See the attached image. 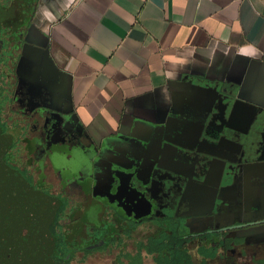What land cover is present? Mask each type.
Wrapping results in <instances>:
<instances>
[{"label":"flooded vegetation","instance_id":"1","mask_svg":"<svg viewBox=\"0 0 264 264\" xmlns=\"http://www.w3.org/2000/svg\"><path fill=\"white\" fill-rule=\"evenodd\" d=\"M38 2L0 0V129L5 162L31 191L59 202L47 256L55 264H85L89 256L114 253L113 264H131L117 259L122 250L134 260L140 243L144 253L161 237L174 239L192 264H264L250 236L236 235L253 224L243 221L240 188L263 182L250 176L249 160L236 175L249 114L209 122L211 106L184 90L183 105L162 124L118 142L93 141L72 114L54 107L51 89L18 74ZM259 120L257 160L264 161Z\"/></svg>","mask_w":264,"mask_h":264},{"label":"crops","instance_id":"2","mask_svg":"<svg viewBox=\"0 0 264 264\" xmlns=\"http://www.w3.org/2000/svg\"><path fill=\"white\" fill-rule=\"evenodd\" d=\"M26 41L52 57L43 86L54 107L97 143L174 117L184 80L233 89L264 110V0H39ZM261 179L240 188L253 224L236 235L250 236L264 262Z\"/></svg>","mask_w":264,"mask_h":264},{"label":"water","instance_id":"3","mask_svg":"<svg viewBox=\"0 0 264 264\" xmlns=\"http://www.w3.org/2000/svg\"><path fill=\"white\" fill-rule=\"evenodd\" d=\"M51 63L52 57L48 50L39 49L26 41L18 65V74L38 83L39 86L42 83L43 86L44 76L48 73ZM182 90L195 92L201 102L211 106L206 111L209 122H212L215 115L221 116L216 122L222 124V119L230 120L235 112L239 113L240 119L249 114L248 121L243 120L246 141L244 144L239 143L241 149L235 152L239 156V159L234 161L236 175L241 172L242 162L249 160V165L257 169L254 175L263 178L264 171L261 170L264 161L257 160L255 138L259 132V119L264 117V110L241 99L229 88L184 80ZM220 106L223 107L222 111ZM227 127L230 126L227 124ZM6 150L7 144L2 140L0 129V264H55L47 256V252L52 248L54 241L50 225L59 202L43 192L31 191L20 172L5 162Z\"/></svg>","mask_w":264,"mask_h":264},{"label":"rangeland","instance_id":"4","mask_svg":"<svg viewBox=\"0 0 264 264\" xmlns=\"http://www.w3.org/2000/svg\"><path fill=\"white\" fill-rule=\"evenodd\" d=\"M177 242L180 243L182 240L178 239ZM139 245L140 252H138V258H135L136 260H133L131 254L125 250L119 253L117 259L121 262L126 258H130L131 264H142L143 259L147 261L146 264H153L151 262L148 263V260L153 261L155 264H192V260L189 259L188 253L180 250L179 246L175 247L174 239L169 238L165 240V238L161 239V237H156L155 240L152 239L150 241L149 245L144 246V253L141 251V243ZM114 257V253H107L106 256L103 255L102 257L99 255H92L85 260V264H113Z\"/></svg>","mask_w":264,"mask_h":264},{"label":"trees","instance_id":"5","mask_svg":"<svg viewBox=\"0 0 264 264\" xmlns=\"http://www.w3.org/2000/svg\"><path fill=\"white\" fill-rule=\"evenodd\" d=\"M178 252V251H177ZM179 254V253H178ZM180 255V254H179ZM188 256H189V259L191 260V256L188 254Z\"/></svg>","mask_w":264,"mask_h":264}]
</instances>
